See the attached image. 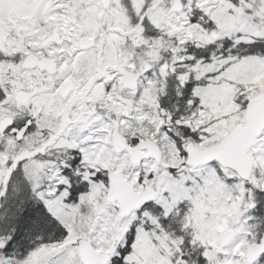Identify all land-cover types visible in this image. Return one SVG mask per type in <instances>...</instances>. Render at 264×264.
<instances>
[{
	"label": "snow or ice",
	"instance_id": "6c2138e0",
	"mask_svg": "<svg viewBox=\"0 0 264 264\" xmlns=\"http://www.w3.org/2000/svg\"><path fill=\"white\" fill-rule=\"evenodd\" d=\"M0 264H264V0H0Z\"/></svg>",
	"mask_w": 264,
	"mask_h": 264
}]
</instances>
